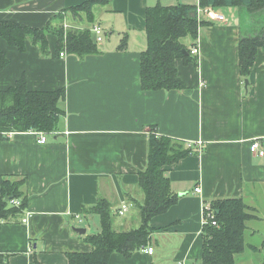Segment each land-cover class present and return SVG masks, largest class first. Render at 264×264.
<instances>
[{"label":"crops","instance_id":"1","mask_svg":"<svg viewBox=\"0 0 264 264\" xmlns=\"http://www.w3.org/2000/svg\"><path fill=\"white\" fill-rule=\"evenodd\" d=\"M86 1L99 3L95 21L78 25L104 29L97 54L80 58L64 51L61 57L53 34L44 55L30 40L22 52L0 37L9 61L0 71V91L22 77L32 91L65 90L58 133L45 145L34 131L0 140V196L3 179H11L23 181L27 198L19 216L1 222L0 255L7 264H69V254L92 252L86 238L100 233L101 218L91 211L100 200L110 203L116 231L138 228L139 207L145 203L140 172L147 168L155 134L192 150L165 167L178 203L152 218L148 247L129 258L114 253L109 264H201L205 205L236 198L254 215L236 264H264V156L250 149L258 143L264 151V48L246 78L239 55L241 39L262 31L264 12L207 7L226 21L197 17V39L184 43L197 46L198 54L190 51L195 59L189 63L175 62L186 88L153 92L140 85L147 9L158 3L199 9L201 0H0V22L40 29L57 24L61 15L70 26L68 10ZM124 205L128 210L119 215ZM77 228L85 234L76 233Z\"/></svg>","mask_w":264,"mask_h":264},{"label":"trees","instance_id":"2","mask_svg":"<svg viewBox=\"0 0 264 264\" xmlns=\"http://www.w3.org/2000/svg\"><path fill=\"white\" fill-rule=\"evenodd\" d=\"M98 1L72 7L68 10L73 16L72 23L78 25L82 21L93 24L94 7ZM241 6L251 13L264 12V0H201L199 8ZM195 5H178L165 7L158 3L146 11V35L148 46L141 53L140 85L143 91H175L186 88L179 78L175 66L177 59L189 63L194 60L191 49L183 40L190 37L195 42L198 34L197 12ZM51 27L48 23L43 28H31L17 23L0 22V37L10 46L25 51L27 41L38 46L42 55L48 52V36H56V52H66L80 58L98 53V44L89 28H71L64 30L62 18ZM81 19V20H80ZM85 27V26H84ZM122 48L127 43L122 40ZM194 43L192 46H195ZM264 48V27L256 36L241 39L239 47L240 69L246 78L250 68L256 61L257 51ZM9 64L6 52L0 50V71ZM65 99V90L32 91L27 89L26 78L22 77L14 86L0 91V140L9 133L43 132L55 135L63 115L60 102ZM147 168L140 172L139 188L145 200L140 205L141 225L130 231H116L113 227L111 205L100 200L91 209L101 218L100 233L86 238L93 247L90 253H71L69 264H109L114 253L129 258L137 250L150 244L154 229L150 224L152 218L164 214L178 203L179 196L174 194L165 167L177 164L191 155L192 150L179 141L168 137L151 135L149 140ZM23 181L15 182L3 179L0 196L1 222L19 216L27 207V198L21 190ZM6 197L11 198L6 201ZM20 200L18 206L14 201ZM213 219L207 220L203 228L204 251L201 264H236L238 254L244 252L246 243L244 235L246 224L252 217L244 200L221 199L211 203ZM213 222L216 225H213ZM0 264H7V257L0 255Z\"/></svg>","mask_w":264,"mask_h":264},{"label":"built area","instance_id":"3","mask_svg":"<svg viewBox=\"0 0 264 264\" xmlns=\"http://www.w3.org/2000/svg\"><path fill=\"white\" fill-rule=\"evenodd\" d=\"M197 12H198L197 17H198L199 21L201 20L202 16H205L208 19L213 20V21H219V22H225L226 21V17L223 14H221L220 12H215L214 10H212L210 8H202V9L199 8L197 10ZM91 30L96 36L95 37L96 38V43H101L103 41L104 35H105L104 29H102V27H100L98 25H93L91 27ZM191 54L192 55H197L198 54L197 46H195V47H193L191 49ZM65 55H66L65 52H61L60 53L61 57L65 56ZM34 133H36V135L38 136V143L41 144V145H45L47 140H48V137L50 136V134H47V133L45 134L43 132H37V131H34ZM10 134H12V133H10ZM250 149H251V152H253L254 154H257L259 156H264V151L261 150L260 145L258 143H254L251 146ZM195 190H196L197 193H201L202 192L201 188H196ZM19 203H20L19 200L18 201H14L13 205L18 206ZM127 210H128V206L124 205L122 207V210L119 212V215L123 214ZM204 212L207 215V220L214 218V215H212V212H211V205L210 204L205 205ZM27 216H29V214H27ZM207 220H206V222H207ZM25 221H28V220L25 219ZM213 225H216V223L213 222ZM153 250H154L153 248H149V250L147 252L149 254H152ZM30 251H31V249H30Z\"/></svg>","mask_w":264,"mask_h":264},{"label":"rangeland","instance_id":"4","mask_svg":"<svg viewBox=\"0 0 264 264\" xmlns=\"http://www.w3.org/2000/svg\"><path fill=\"white\" fill-rule=\"evenodd\" d=\"M87 24V22L85 23V25ZM66 25V26H65ZM78 28V29H83V27L82 26H80V25H76V24H71L70 26L69 25H67V24H63V28H64V30H66V31H69V29H71V28ZM260 28L261 27H259V30H260ZM186 41H188V39H185V40H183V42H185L186 43ZM212 212V211H211Z\"/></svg>","mask_w":264,"mask_h":264},{"label":"water","instance_id":"5","mask_svg":"<svg viewBox=\"0 0 264 264\" xmlns=\"http://www.w3.org/2000/svg\"><path fill=\"white\" fill-rule=\"evenodd\" d=\"M6 199V201H9L11 198H9V197H6L5 198ZM75 232L77 233H81V234H85V230L84 229H80V228H77V230H75Z\"/></svg>","mask_w":264,"mask_h":264}]
</instances>
